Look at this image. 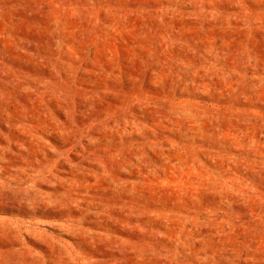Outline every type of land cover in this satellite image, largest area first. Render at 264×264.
<instances>
[{"label": "rangeland", "instance_id": "374dc122", "mask_svg": "<svg viewBox=\"0 0 264 264\" xmlns=\"http://www.w3.org/2000/svg\"><path fill=\"white\" fill-rule=\"evenodd\" d=\"M0 264H264V0H0Z\"/></svg>", "mask_w": 264, "mask_h": 264}]
</instances>
